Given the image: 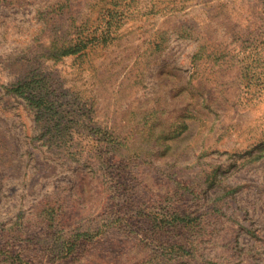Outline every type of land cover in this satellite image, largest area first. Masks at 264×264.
<instances>
[{
	"label": "rangeland",
	"instance_id": "obj_1",
	"mask_svg": "<svg viewBox=\"0 0 264 264\" xmlns=\"http://www.w3.org/2000/svg\"><path fill=\"white\" fill-rule=\"evenodd\" d=\"M115 1L0 0V264H264V0Z\"/></svg>",
	"mask_w": 264,
	"mask_h": 264
},
{
	"label": "trees",
	"instance_id": "obj_2",
	"mask_svg": "<svg viewBox=\"0 0 264 264\" xmlns=\"http://www.w3.org/2000/svg\"><path fill=\"white\" fill-rule=\"evenodd\" d=\"M99 1L95 5L99 9L94 22L95 25L91 29L87 27L89 20L83 22L82 27L85 28L81 29L79 33L86 32V35L78 36L77 39H73L74 41L70 42L72 43L71 45L63 47L60 56H82L88 49L98 46L107 47L116 39L115 34H117V30L126 15L123 10L119 9V3H116L115 0ZM49 88L36 83H27L12 89V93L29 102V105L35 111L37 123H53L51 126L54 127L56 123L61 121L63 111L59 100L56 99L55 94ZM185 219L174 218V220L182 222Z\"/></svg>",
	"mask_w": 264,
	"mask_h": 264
}]
</instances>
